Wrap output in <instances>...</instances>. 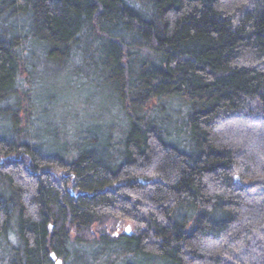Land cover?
I'll use <instances>...</instances> for the list:
<instances>
[{"label": "trees", "instance_id": "trees-1", "mask_svg": "<svg viewBox=\"0 0 264 264\" xmlns=\"http://www.w3.org/2000/svg\"><path fill=\"white\" fill-rule=\"evenodd\" d=\"M0 264H264V0H0Z\"/></svg>", "mask_w": 264, "mask_h": 264}, {"label": "rangeland", "instance_id": "rangeland-1", "mask_svg": "<svg viewBox=\"0 0 264 264\" xmlns=\"http://www.w3.org/2000/svg\"><path fill=\"white\" fill-rule=\"evenodd\" d=\"M59 83V90L54 93H60L53 99V105H49L48 108L52 109L51 114L48 116L52 121L49 128H52L57 135H61L66 130L72 127L80 126L79 123H84L86 126L89 122H95L92 120V116H98L99 114H105L102 108L111 107L108 99L96 90L88 89L87 86H78L75 82ZM72 86L80 87H70ZM58 101V102H56ZM48 105V103H47ZM46 105V106H47ZM126 230L130 231V226H123ZM118 230L120 231L121 228Z\"/></svg>", "mask_w": 264, "mask_h": 264}]
</instances>
